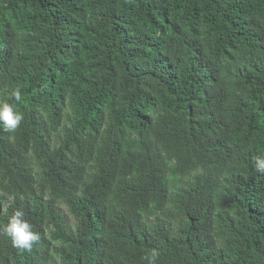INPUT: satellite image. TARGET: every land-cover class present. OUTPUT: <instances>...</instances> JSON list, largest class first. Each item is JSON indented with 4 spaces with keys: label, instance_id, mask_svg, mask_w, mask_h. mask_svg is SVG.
Segmentation results:
<instances>
[{
    "label": "trees",
    "instance_id": "trees-1",
    "mask_svg": "<svg viewBox=\"0 0 264 264\" xmlns=\"http://www.w3.org/2000/svg\"><path fill=\"white\" fill-rule=\"evenodd\" d=\"M0 101V264H264V0H0Z\"/></svg>",
    "mask_w": 264,
    "mask_h": 264
},
{
    "label": "clouds",
    "instance_id": "clouds-1",
    "mask_svg": "<svg viewBox=\"0 0 264 264\" xmlns=\"http://www.w3.org/2000/svg\"><path fill=\"white\" fill-rule=\"evenodd\" d=\"M12 95L17 101L20 100L19 90H15ZM23 119V113L14 110L12 104L0 101V125L6 131L14 132ZM254 159L256 170L264 174V156H257ZM24 215L21 210L15 211L3 226V232L11 239L14 247L31 251L33 244L39 240V234L33 231L32 224L24 219Z\"/></svg>",
    "mask_w": 264,
    "mask_h": 264
},
{
    "label": "rangeland",
    "instance_id": "rangeland-1",
    "mask_svg": "<svg viewBox=\"0 0 264 264\" xmlns=\"http://www.w3.org/2000/svg\"><path fill=\"white\" fill-rule=\"evenodd\" d=\"M62 211H64V213L69 217L70 222L73 221V219L71 218V216L69 215L68 209L66 206H61ZM54 247H58V243L54 242L53 244V248ZM53 262H57L58 261V257L57 256H53L52 259Z\"/></svg>",
    "mask_w": 264,
    "mask_h": 264
}]
</instances>
